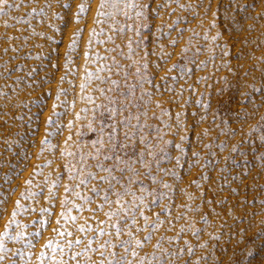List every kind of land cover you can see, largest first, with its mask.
I'll list each match as a JSON object with an SVG mask.
<instances>
[{
	"label": "rangeland",
	"instance_id": "374dc122",
	"mask_svg": "<svg viewBox=\"0 0 264 264\" xmlns=\"http://www.w3.org/2000/svg\"><path fill=\"white\" fill-rule=\"evenodd\" d=\"M100 5H0V264H264V0Z\"/></svg>",
	"mask_w": 264,
	"mask_h": 264
},
{
	"label": "snow or ice",
	"instance_id": "6c2138e0",
	"mask_svg": "<svg viewBox=\"0 0 264 264\" xmlns=\"http://www.w3.org/2000/svg\"><path fill=\"white\" fill-rule=\"evenodd\" d=\"M105 2H106V0H101V5H100L101 8H103ZM0 5H7V0H0ZM64 7L65 8H70V5L65 4ZM85 10H86L85 9V6L83 4H81L79 6V12L80 13H83V12H85ZM2 11H3V8H0V12H2ZM100 14H103V13H100ZM76 22L78 23L79 21L77 20ZM82 32H83V29H78L77 32L73 34L72 41L68 45L69 50L73 49L77 45L78 37H80V35L82 34ZM48 122L49 123H54V121H52L51 118H49V121ZM114 134H115V127L113 128V134L112 135H109V138H108L109 139V142L113 141ZM125 136H127L126 133H125ZM97 143L100 145V147L97 148V152L99 154L100 151H101V149L103 148L104 142L101 140V141H97ZM109 151H113L114 152V148H109ZM194 155H195V153H194ZM114 158L115 159H118V154L115 157L114 156H109V155H104V159L105 160H113ZM97 167L100 168L102 171H105V172L111 173V171H112V169H109V168L105 167L103 164H97ZM112 167H113V169H116V168H118V164H114ZM119 171L121 173H123L124 172V169H119ZM115 179H116L115 176H111V180H115ZM99 182L100 183L108 182L109 183V190L114 191V186L111 184L108 176H100L99 177ZM81 183H85V181L82 180ZM92 191L93 192H96L97 194H99V190L97 188H95V187L92 189ZM114 194L117 196L118 199L116 201H112V202L119 204L120 203V199L126 193L114 192ZM105 199L107 200L108 197L106 196ZM3 203H5V202L2 201V200H0V205H2ZM17 206H18V202H17ZM3 211H4V209L2 207H0V214H2ZM133 211L134 212L135 211H138V209H135ZM12 215L15 216V212H13ZM106 215H109V217H111L112 215H115V216H117L119 218L121 214H120L119 211H117V212H114V213H108ZM140 215L143 216V212H140ZM74 219H75V217H73V220ZM122 219H123V223L124 224H127L129 218L127 216H125ZM145 219H147V217H145ZM132 222H133V224H135V220L134 219H133ZM113 227L116 228L117 234H120L123 231V227L122 226H118L117 224H114ZM81 231H83V229H81ZM61 234H63V233H61ZM149 238L150 237H147V236L145 237V239H149ZM76 243L79 244V243H81V241H76ZM106 243H110V242H106ZM121 243H122V245H130L131 244V240H129V241H123ZM137 246H141V242L138 241L137 242ZM127 250L128 249H126V251ZM132 254L133 255H136L135 252H133ZM113 255H116V254L113 253ZM0 259H2V257H0ZM124 259H125V257H121V260H124Z\"/></svg>",
	"mask_w": 264,
	"mask_h": 264
}]
</instances>
